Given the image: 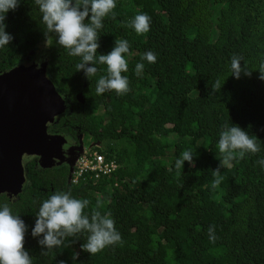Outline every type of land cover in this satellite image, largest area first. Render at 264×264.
<instances>
[{"label": "trees", "instance_id": "16d2710c", "mask_svg": "<svg viewBox=\"0 0 264 264\" xmlns=\"http://www.w3.org/2000/svg\"><path fill=\"white\" fill-rule=\"evenodd\" d=\"M113 13L98 30L97 57L109 53L115 40L128 41V71L122 75L129 91L122 96L97 95L106 65L96 64L97 74L88 80L77 72L80 58L69 56L55 36L47 45L45 75L68 109L46 128L76 148L115 160L118 170L73 185L68 164L44 169L34 159L25 164V187L15 199L0 195V206L7 204L28 226L24 247L32 264H264V166L258 162L264 160V81L258 78L264 0H116ZM141 13L150 17V30L137 35L129 22ZM41 20L34 0H22L7 14L6 31L14 40L0 48V76L25 64L44 42ZM149 51L155 63L138 59ZM233 55L254 70L251 77L231 76ZM137 63L144 64L140 76ZM217 79L226 81L213 92ZM232 123L255 138L260 151L224 167L213 188L219 134ZM189 149L194 166L185 161L177 170L175 161ZM61 191L87 199L86 215L99 201L121 242L89 255L80 247L87 242L82 233L43 254L31 230L43 201Z\"/></svg>", "mask_w": 264, "mask_h": 264}, {"label": "clouds", "instance_id": "9594fccd", "mask_svg": "<svg viewBox=\"0 0 264 264\" xmlns=\"http://www.w3.org/2000/svg\"><path fill=\"white\" fill-rule=\"evenodd\" d=\"M22 0H0V48L10 45L14 36L6 31L7 14L15 12ZM42 14L43 37L45 47L55 36L56 43L66 49L69 56L79 57L76 64L77 72H83L84 77L90 80L97 74L96 64L106 65V75L101 76L96 85L97 95L114 91L122 96L129 91L128 78L122 73L128 71L125 54L129 53L127 40H115L113 49L107 54L97 57L100 48L98 30L103 27V20L113 9L116 0H34ZM87 21V23H86ZM137 35H143L150 30V17L147 14H137L130 22ZM142 60L155 63L156 55L149 51L142 56ZM243 58L233 55L230 62L231 76L239 80L241 75L251 77L253 69L246 63L241 65ZM144 68L143 63H137L135 73L140 76ZM259 79L264 81V64L258 69ZM226 81V80H225ZM223 82V84L225 83ZM220 79L213 84V92L223 86ZM218 150L220 153L219 166L212 171L215 177L212 187L221 183L220 169L230 167L237 158L243 159L246 154H256L260 147L255 138L239 125L225 124L219 134ZM195 152L191 149L182 152L175 161L177 170L183 168L185 161L194 166ZM264 166V160L258 161ZM87 199L81 200L72 197L70 192H55L43 201L36 214L35 224L31 230L33 238H39L38 244L42 253L46 250L59 248L65 245L67 238H76L87 233V242L81 244V250L89 255H95L108 246L121 242V235L115 228V222L110 213L102 214L99 211V201L90 215L85 214L89 205ZM27 225L19 215H13L11 208L4 204L0 206V264H32L29 251L25 250V233ZM209 239L215 241L214 226L209 228ZM42 237V238H40ZM74 242V241H73ZM79 253L73 254L76 260ZM59 264H65L60 261Z\"/></svg>", "mask_w": 264, "mask_h": 264}, {"label": "water", "instance_id": "95a60500", "mask_svg": "<svg viewBox=\"0 0 264 264\" xmlns=\"http://www.w3.org/2000/svg\"><path fill=\"white\" fill-rule=\"evenodd\" d=\"M23 65L0 76V195L15 197L25 180L23 157L41 148L47 120L60 98L45 78L46 69L40 78L39 70L23 71ZM77 151L67 162L70 170L82 150Z\"/></svg>", "mask_w": 264, "mask_h": 264}, {"label": "rangeland", "instance_id": "374dc122", "mask_svg": "<svg viewBox=\"0 0 264 264\" xmlns=\"http://www.w3.org/2000/svg\"><path fill=\"white\" fill-rule=\"evenodd\" d=\"M48 46L45 47L44 42L38 44V46L33 50L30 58L26 61L23 65V71H30V69L35 68L39 70L41 74L39 77L44 76V70L46 69L48 54H47ZM138 59L142 60V56H138ZM156 72L159 71V68L155 69ZM22 71H18L17 74L21 73ZM46 74V72H45ZM46 78V75H45ZM60 98L57 101L55 99L56 105L54 112L48 118V124L52 122L54 119H57L61 114L67 112L68 104L66 103L65 99L57 94ZM47 123V122H46ZM44 135L42 137V146L36 152V154H26L23 157L22 164L24 168V177H27V173L25 171V164L28 163L30 160L34 159L37 162L38 168H56L61 165H65L71 162V159L75 156L76 150H84V146L80 145L78 148L72 143L69 139L62 136L58 133H51L48 131L47 128L44 129ZM86 149V148H85ZM77 151V152H78ZM68 162V163H67ZM218 167V166H217ZM224 167L220 169L223 170ZM26 185V180L24 183L19 187L18 192H21ZM8 197L14 199L15 195L8 194ZM182 224H187V220L183 219Z\"/></svg>", "mask_w": 264, "mask_h": 264}, {"label": "built area", "instance_id": "2783aa9c", "mask_svg": "<svg viewBox=\"0 0 264 264\" xmlns=\"http://www.w3.org/2000/svg\"><path fill=\"white\" fill-rule=\"evenodd\" d=\"M117 170L118 164L115 160L107 159L96 151L90 152L84 149L79 152L70 170V182L73 185L80 182L85 184L90 178L113 176Z\"/></svg>", "mask_w": 264, "mask_h": 264}]
</instances>
